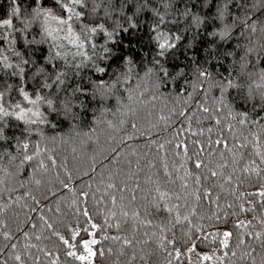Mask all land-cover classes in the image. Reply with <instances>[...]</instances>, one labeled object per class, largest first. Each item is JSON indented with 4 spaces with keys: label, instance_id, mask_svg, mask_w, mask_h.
I'll use <instances>...</instances> for the list:
<instances>
[{
    "label": "snow or ice",
    "instance_id": "6c2138e0",
    "mask_svg": "<svg viewBox=\"0 0 264 264\" xmlns=\"http://www.w3.org/2000/svg\"><path fill=\"white\" fill-rule=\"evenodd\" d=\"M10 5V12L0 18V161L7 158L10 163L14 162L15 170L9 172L6 167H0V185L14 176L24 175L25 179H31L35 173L47 170L48 165L40 159L47 149L32 141V134L41 126L55 128L52 120L58 117L78 120L80 110L87 114L96 106L111 110L109 102L119 110L126 101L133 100L134 93L143 96L137 91L141 87L137 81L147 77L155 88L151 100L164 95L161 89L175 98L186 97L185 103L193 99L194 94L202 93L194 111L207 114L218 126L227 117L229 133L234 131L235 124L248 130L251 139L245 136L243 142H237L239 137H234L230 145L220 134L210 142L209 147L215 145L229 152L233 167L227 174L224 170L229 167V161L223 151L219 153L221 161L214 170L209 167L210 162L200 158L205 146L194 150L195 160L187 155V144L181 142L175 147L192 160L195 169H207L206 179H222L218 187L225 190L227 185L230 194L237 201H243L238 204L240 212L251 211V206L245 207V204L250 205L246 196L264 198V183L255 192L245 195L240 191L251 176L264 180V167L261 166L264 165V0H10ZM241 77L247 81L246 87L237 83ZM212 89L218 94L213 98V106L209 107L206 101ZM188 107L192 108V104ZM178 115L188 119L184 109ZM131 127L135 128L136 124ZM183 131L197 135L190 127L178 130L177 135ZM207 131L211 133L213 129ZM220 131L223 133L224 128ZM159 147L162 149L164 145ZM245 149L249 150L247 159L242 151ZM237 153H240L239 160ZM47 159L55 166L51 155ZM240 161H244L243 164ZM180 167L185 168V164ZM237 167L240 176L236 175ZM164 168L166 170L167 165ZM165 174L171 175L167 171ZM65 175L71 180L70 173L65 171ZM191 176L192 173H187V177ZM187 177H180L184 189L188 188ZM194 179L200 184V176ZM18 183L23 186V181ZM34 183L40 185L41 180L35 179ZM60 183L69 188L64 181ZM108 188L115 189L117 185L109 183ZM156 191L160 201L170 198L169 193L160 191L159 187ZM203 194L212 196L207 190ZM172 195L176 200L181 199L179 194ZM82 196L87 198L88 193ZM110 199L115 205L116 196ZM196 199L200 196L196 195ZM220 199L217 196L214 202ZM13 202L9 197L7 203L0 204V216ZM258 202L264 204V199ZM178 207L173 204L166 210L172 212ZM217 209L222 213H213L218 220L229 215L218 203ZM227 209H233V205L227 204ZM235 214V211L231 213ZM83 215L88 217L87 210ZM123 215L128 213L123 212ZM176 220L180 222L179 214ZM260 223L264 224V220ZM251 224L252 220H239L234 227L247 229ZM107 226H112L107 220L104 225L91 223V231L83 229L87 239L81 236V230H73L71 240L79 237L78 244L59 236L69 249L66 255L82 264H95L97 256H105V249L97 247L102 240L122 239L109 236L97 239V232ZM243 236L259 241L264 248V232L241 233L238 246L246 244ZM0 237V264H8L9 260L27 264V260L33 258L28 249L35 245L24 244L18 248L15 236L3 219H0ZM215 237H222L220 245L228 249L233 232H218ZM23 239H29L27 232H23ZM165 240H161V246ZM174 243L167 240V244ZM123 244L132 246L133 241L123 238ZM195 249L193 244L183 255ZM255 251L248 245L245 255L251 256ZM45 255L52 256V253ZM168 255L179 260L182 253L174 249V253ZM227 255L224 252L216 256L213 250L211 254L197 253V258L210 262L222 260ZM232 256H236V252H232Z\"/></svg>",
    "mask_w": 264,
    "mask_h": 264
},
{
    "label": "trees",
    "instance_id": "16d2710c",
    "mask_svg": "<svg viewBox=\"0 0 264 264\" xmlns=\"http://www.w3.org/2000/svg\"><path fill=\"white\" fill-rule=\"evenodd\" d=\"M10 10V0H0V18ZM137 82L141 85L137 91L142 92L143 96H136L134 93L133 100L126 101L119 110L109 102L111 110L96 106L91 113L86 114L84 110H80L78 120H61L58 117L52 120L55 128L41 126L32 134V141L42 149H47V153L40 157L48 165L47 170L35 173L31 179H25L24 175L14 176L0 185V204L7 203L9 197L14 200L11 208L0 219L9 225L18 248L24 244L35 245L28 249L33 258L28 259L27 264H82L66 255L69 249L59 236L78 244L79 237L76 241L71 240L73 230H81V236L87 239L83 229L91 231V223L104 225L106 220L112 226L98 231L96 238L109 236L122 239L102 240L97 247L105 249V256H97L95 264H197L200 261L197 253L211 254L213 250H216V256H222L224 252L228 255L222 260L203 261L201 264H264V248L260 247L259 241L243 236L246 244L238 246L241 233L264 232V224L260 223L264 220V204L258 202V199L264 198L246 196L250 205L245 204V207L251 206V211L240 212L238 204L243 201H237L230 194L231 190L227 185L225 190L218 187L223 183L222 179H206L207 169H195L192 164V160L197 159L193 155L194 150L203 145L205 151L200 158L210 162L209 167L215 170L221 161L219 153L223 151L229 161V167L224 171L226 174L230 173L233 165L229 152L215 145L209 147L210 142L217 139L218 134L227 138L230 145L234 137H239L237 142H243L245 136L251 139L248 130L235 124L234 131L229 133L227 117L218 126L214 119L207 118V114L194 111L202 93L194 94L193 99L185 103L186 97L175 98L161 89L164 95L153 101V81L145 77L143 81ZM237 83L241 87L247 85L242 77ZM217 94L215 89L209 92L207 106H213V98ZM74 103L78 104L79 101ZM188 104H192V108ZM182 109L186 110L188 119L178 115ZM133 123L136 124L135 128L131 127ZM189 127L197 135L188 131L177 135L178 130ZM221 127L224 128L223 133L220 131ZM208 128L213 131L209 133ZM202 131L204 134L200 135ZM194 141L197 143H193ZM181 142L188 145L187 155L192 160H188L175 147ZM161 144L164 145L162 149L159 147ZM210 151L212 155L208 154ZM242 151L247 159L249 150ZM48 155L55 159V166L47 159ZM239 156L240 153H237V160ZM243 162L240 161L241 164ZM36 163L37 161H33V164ZM182 163L186 170L180 167ZM164 165H167L166 170ZM0 167H6L9 172L15 170L14 162L10 163L7 158L0 161ZM20 171L24 173L25 170ZM65 171L70 173L71 180L66 177ZM166 171L171 175H166ZM187 173H192V176L187 177ZM236 175L240 176L239 167L236 168ZM195 176H200V184L195 183ZM180 177H187V189L182 187ZM35 179H40L41 184L36 185ZM18 181H23V186ZM60 181L67 183L69 188H64ZM109 183L117 185V188L109 189ZM261 183L264 180L251 176L240 191L245 192V195L247 192H255ZM157 187L162 192H168L170 198L160 201ZM205 190L211 192L212 196H204ZM84 192L88 193L87 198L82 196ZM172 193L179 194L181 199L176 200ZM113 195L117 198L115 205L110 199ZM133 195L135 199L132 198ZM196 195L200 196L199 200ZM217 196L221 199L214 202ZM217 203L229 213L226 218L217 219V215H222L217 209ZM173 204L179 207L168 212L166 209ZM227 204H232L233 209H227ZM84 210H87L88 217L83 215ZM233 211L235 215H231ZM110 212L115 215L110 216ZM123 212L128 215L124 216ZM177 214L180 217L179 223L176 220ZM185 216L188 217L187 220L184 219ZM239 220H252V224L247 229H237L234 225ZM49 224L51 228L48 227ZM224 231L233 232L228 249L221 247L222 237L213 238L215 233ZM23 232L28 233L29 239H23ZM123 238L133 241L132 246H125ZM164 238V246H161ZM167 240L174 241V245L167 244ZM193 244L196 246L195 252L183 255ZM248 245L256 249L251 256L245 255ZM174 249H179L182 253L179 260L174 255H168L169 252L174 253ZM76 251L79 254L80 249L77 248ZM48 252L52 256H46L45 253ZM232 252H236V256H232ZM8 264L15 262L9 260Z\"/></svg>",
    "mask_w": 264,
    "mask_h": 264
},
{
    "label": "rangeland",
    "instance_id": "374dc122",
    "mask_svg": "<svg viewBox=\"0 0 264 264\" xmlns=\"http://www.w3.org/2000/svg\"><path fill=\"white\" fill-rule=\"evenodd\" d=\"M201 263H203V261H199L197 264H201Z\"/></svg>",
    "mask_w": 264,
    "mask_h": 264
}]
</instances>
